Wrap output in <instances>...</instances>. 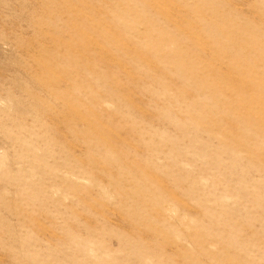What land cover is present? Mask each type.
<instances>
[{
    "label": "rangeland",
    "instance_id": "obj_1",
    "mask_svg": "<svg viewBox=\"0 0 264 264\" xmlns=\"http://www.w3.org/2000/svg\"><path fill=\"white\" fill-rule=\"evenodd\" d=\"M0 264H264V0H0Z\"/></svg>",
    "mask_w": 264,
    "mask_h": 264
}]
</instances>
